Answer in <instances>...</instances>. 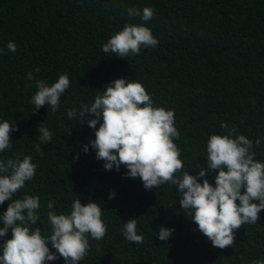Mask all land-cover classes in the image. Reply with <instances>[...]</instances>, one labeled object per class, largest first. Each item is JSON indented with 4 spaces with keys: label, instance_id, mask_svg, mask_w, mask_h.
I'll use <instances>...</instances> for the list:
<instances>
[{
    "label": "trees",
    "instance_id": "obj_1",
    "mask_svg": "<svg viewBox=\"0 0 264 264\" xmlns=\"http://www.w3.org/2000/svg\"><path fill=\"white\" fill-rule=\"evenodd\" d=\"M145 7L153 10L147 22L128 15L129 8L142 13ZM129 24L148 27L158 44L124 58L102 52L108 39ZM9 42L15 43V52L8 50ZM0 53V122L19 129L11 133L12 148L0 159L30 156L37 166L34 178L13 197H39L40 220L33 230L50 235L49 201L59 215L69 214L79 198L82 204L97 202L107 226L103 239L89 236V251L80 264L264 261V211L257 223L236 230L233 247L215 248L180 209L175 185L145 190L140 178L126 176L124 166L105 170L90 144L95 129L83 123L86 118L67 116L72 108L91 105L115 79L135 80L154 107L174 111L180 133L174 142L190 175L207 169L208 138L229 134L222 124L235 127L234 136L253 141L254 158L264 163V0H0ZM65 74L70 86L59 109L45 105L37 110L31 102L35 83L51 86ZM41 124L52 133V141L40 145L43 154L34 148ZM216 174L199 182L208 179L214 186ZM8 203L0 205V215ZM133 218L142 244L123 235V223ZM161 226L173 230L167 241L158 238ZM7 239L10 233L0 238V245ZM49 248L55 252L50 242ZM47 264L65 261L58 256Z\"/></svg>",
    "mask_w": 264,
    "mask_h": 264
},
{
    "label": "clouds",
    "instance_id": "obj_2",
    "mask_svg": "<svg viewBox=\"0 0 264 264\" xmlns=\"http://www.w3.org/2000/svg\"><path fill=\"white\" fill-rule=\"evenodd\" d=\"M128 15L139 16L147 22L153 17V10L145 7L141 13L129 8ZM157 44L148 27L129 24L111 36L101 50L124 58L139 55L142 47L154 48ZM7 48L16 51L14 42H9ZM27 79H34L31 72ZM69 86L66 74L60 75L51 86L46 81H37V91L31 102L37 110L50 105L55 112L60 107V97ZM77 115L86 118L83 123L87 122L89 128L95 129V139L90 144L96 152V159L105 162V170L115 167L119 171L124 166L126 176L140 178L145 190L164 184L175 185L181 194L180 209L190 215L198 231L213 247L221 250L233 247L236 230L260 219L259 213L264 211V163L254 158L253 141L244 135L234 136L235 127L228 129L227 124H222L229 134H214L208 138L207 169L202 168L197 176H192L183 170L181 152L174 142L180 138L174 111L154 107L142 83L117 78L105 86L102 95H97L91 105L83 104L80 109L67 111L70 119ZM18 130L7 120L0 122V153L12 148L11 133ZM37 132L40 133V143L34 148L43 154L40 145L50 143L52 133L43 124L38 126ZM255 145H260L259 139ZM83 150L87 153L89 147L85 145ZM36 167L30 156L0 159V205L9 202L7 210L0 215L3 224L0 238L11 234V239L0 245V264H47L58 256L65 264H80L89 251V236L98 241L107 233L102 209L97 202L89 200L82 204L78 198L72 203L69 214L57 215L51 210L53 202L49 201L50 235H42L40 228L33 230L31 226L40 220L37 215L39 197H13L34 178ZM212 172L217 173L214 186L208 179L199 182ZM114 197V193L109 194V199ZM172 231L161 226L158 238L167 241ZM122 232L127 241L143 243V236L137 234L136 218L124 222ZM49 242L55 252L50 250ZM255 264H264V261Z\"/></svg>",
    "mask_w": 264,
    "mask_h": 264
}]
</instances>
